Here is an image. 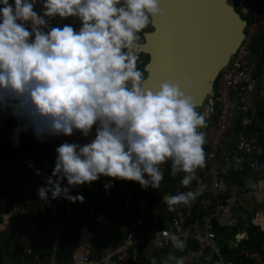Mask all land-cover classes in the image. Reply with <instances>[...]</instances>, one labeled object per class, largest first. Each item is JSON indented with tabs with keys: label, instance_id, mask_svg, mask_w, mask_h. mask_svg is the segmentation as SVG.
<instances>
[{
	"label": "clouds",
	"instance_id": "clouds-1",
	"mask_svg": "<svg viewBox=\"0 0 264 264\" xmlns=\"http://www.w3.org/2000/svg\"><path fill=\"white\" fill-rule=\"evenodd\" d=\"M160 5L161 0H0V119L17 121L14 146L29 131L38 142L77 132L90 138L56 147L51 176L37 189L40 200L82 202L71 191L101 177L111 178L105 189L120 180L159 190L168 163L171 176H181L188 189L163 195L169 212L202 195V186L191 185L206 166L204 129L212 102L204 107L201 86L188 75L159 80L138 67L145 30L166 15ZM164 236L176 251L185 250L186 240ZM147 261L156 264V257L148 254ZM163 264L186 261L169 254Z\"/></svg>",
	"mask_w": 264,
	"mask_h": 264
},
{
	"label": "built area",
	"instance_id": "built-area-1",
	"mask_svg": "<svg viewBox=\"0 0 264 264\" xmlns=\"http://www.w3.org/2000/svg\"><path fill=\"white\" fill-rule=\"evenodd\" d=\"M234 1L241 17H245V40L215 83L212 107L214 109L215 104L219 106V115L215 121L211 122L210 117L208 119V126L204 129L207 139L206 166L198 170L197 179L191 185L193 189L202 186L203 193L190 205H180L173 212L162 213L159 220L152 217L155 225L156 222H168L167 228L156 225L157 228L153 230L154 223L148 227L149 203L156 191L151 188L145 190L144 198L137 199L135 214L130 211L121 214L119 221L124 226L114 224L108 218L109 210H105L103 198L97 193L98 186L94 195L84 198L82 202L51 198L40 200L37 189L51 176L56 147L65 141L83 144L90 138H84L77 132L69 137L38 142L29 131L22 133L19 146H14L11 138L17 121L10 116L0 119V164L3 158L14 156L24 171L28 192L37 199L35 208L16 205L12 213L8 212L6 208L10 204L3 199L7 188L0 171V210L8 216V219L0 216V230L5 229L4 223H8L14 215L22 232L18 264H61L59 255L65 236L61 214L74 219L76 212L83 217H94L96 224L103 228V233H81L78 230L79 245L74 249L69 264H143L148 254L156 257V264H163L169 254L183 256L186 264H264L263 245L252 247V238L248 233H234L231 240L219 235L225 229L236 231L240 227L235 217V207L240 199L237 195L229 194L227 178L246 170L260 175L257 160L264 155V137L261 143L260 133L249 135L245 130L240 131L235 147H228L229 137L238 122L251 127L260 114V102L264 101V0ZM143 39L144 35L141 43ZM170 168V163L162 165L164 180ZM37 170L42 175L38 176ZM106 179L101 177L94 184L102 185ZM187 190L179 181L169 187L166 194L175 195ZM82 192L83 186H78L71 191V195H81ZM258 207H264V188L253 193L245 213L252 214ZM44 225L49 237L47 247L37 240L39 227ZM250 225L264 237V214H259ZM165 232L175 233L186 240L185 250L176 251L165 238ZM240 237L244 239L239 241ZM104 238L107 244L98 249L97 241Z\"/></svg>",
	"mask_w": 264,
	"mask_h": 264
},
{
	"label": "water",
	"instance_id": "water-1",
	"mask_svg": "<svg viewBox=\"0 0 264 264\" xmlns=\"http://www.w3.org/2000/svg\"><path fill=\"white\" fill-rule=\"evenodd\" d=\"M160 6L166 15L152 21L139 51L148 56L146 76L172 81L190 76L201 86L205 106L245 40L246 22L234 0H161Z\"/></svg>",
	"mask_w": 264,
	"mask_h": 264
},
{
	"label": "crops",
	"instance_id": "crops-1",
	"mask_svg": "<svg viewBox=\"0 0 264 264\" xmlns=\"http://www.w3.org/2000/svg\"><path fill=\"white\" fill-rule=\"evenodd\" d=\"M208 106V105H207ZM206 106V107H207ZM215 109H213V115L210 116V121L212 122L213 120H217V117L219 115V106L215 104ZM247 131L249 135L257 134L260 133V142L262 143L263 137H264V120H260V115H258L257 119L254 121V124L251 127H245L241 122H238L236 125V128L234 132L232 133L231 137H229L228 140V147L233 149L235 145L238 142V133L240 131ZM205 152H206V147ZM264 157V155L262 156ZM261 157V158H262ZM259 160V159H258ZM257 160V161H258ZM260 169L261 173L260 175H257L253 173L250 170H246L243 173H235L228 177V191L229 194L231 195H237L239 196L240 202L239 205H241L240 214L244 215L247 205L251 203L252 198H253V193L257 189H262L264 188V162L260 160ZM0 171H1V177L2 181L5 184L7 188V194L3 197L6 198L8 196V199L5 200L6 203L10 204L8 208V212L12 213L13 212V207L16 205H21V206H28L31 208H35L37 199L31 195V193L28 192L26 184H25V178H24V171L21 168L19 161L14 157V156H8L3 158L1 160L0 164ZM182 175V174H181ZM181 179V176H176L172 177L171 176V169H170V176L168 175L167 178L161 183V187L159 190H156L157 193H161L164 191V189H169V187L174 186L177 182H179ZM111 180V178H108V180L102 185L95 184V187L98 186V195L103 198L104 196V191L107 189L104 188V185L108 183ZM116 182H120L119 180H115L113 182V187L112 192L110 197H113L115 192V185ZM126 183V188L122 187V191L119 190V194L122 196V208L120 213H125L126 211H129V205L130 202H125L124 200V195H127L128 188H131L132 183L130 181H124ZM130 183V184H129ZM136 187L133 188L132 193L135 194L134 197L135 199H140L145 197V189H142L143 192L139 187H141L139 184L135 185ZM102 187V188H101ZM111 190V191H112ZM110 191V192H111ZM140 193V194H139ZM118 194V193H117ZM141 194H144V197H141ZM166 194V193H165ZM93 195V194H92ZM91 197V196H90ZM89 197V198H90ZM111 199V198H110ZM134 199H132V205L134 203ZM128 203V204H127ZM264 208V207H263ZM113 208L109 207L107 210H109L107 213L108 218L113 221L114 224L119 223V226H124L125 224L119 221L122 218V215L116 214L112 215L113 213ZM0 216H5V211H0ZM7 216V215H6ZM8 219V216L6 217ZM93 219L94 225L89 223V220ZM77 223V230H80L81 233H88L91 232L92 234L96 233H103V228L100 227L99 225L96 224L95 218L94 217H83L81 219H75ZM5 224V229L2 233H0V264H18L19 262V253H20V245H19V239L22 235L21 229L18 226V222L14 215L12 216L11 220L8 221V223ZM47 226H41L39 227L38 234H37V240L40 242V245L47 247L49 246V237H48V231L46 230ZM63 228V227H62ZM250 226H241L238 229V232L242 233H248L250 235ZM64 231V228H63ZM117 231V230H116ZM237 232V233H238ZM64 239L66 237L65 231H64ZM251 237V235H250ZM79 238V237H78ZM252 240L251 242H254L256 247L260 244L263 245L264 247V237L257 235L256 237H251ZM63 239V240H64ZM97 245H106L107 242L104 239H101L97 241ZM76 245H79V242H76Z\"/></svg>",
	"mask_w": 264,
	"mask_h": 264
},
{
	"label": "trees",
	"instance_id": "trees-1",
	"mask_svg": "<svg viewBox=\"0 0 264 264\" xmlns=\"http://www.w3.org/2000/svg\"><path fill=\"white\" fill-rule=\"evenodd\" d=\"M152 30H153V28L150 25L148 28V32H150ZM143 42H144V39H143ZM147 63H148V56L144 60H139V63H138V67L145 73V75H146V72L144 69H145V66ZM208 104L209 103H207L206 106ZM214 109H215V107H214ZM259 115H260V120H264V101L260 102V114ZM260 160H262L264 162V157L260 158L257 161L258 164L262 163V162H260ZM168 175L170 176V170L168 172ZM227 180H228V178H227ZM126 183L127 182H124V181H120L118 183L116 182V185L114 187L115 192L117 193L119 190L122 191V187L126 188ZM135 185H138V183L133 182L131 185L132 187L128 188L127 195H124L125 202H128V203L130 202V205H129L130 210L129 211L131 213H134V214L136 213L137 199H135L136 198V197H134L135 194H133L132 191H133V188L136 187ZM112 187H111V189L108 188V191L106 193H103L104 194L103 201L105 204V210H107L110 207L109 205L111 204L109 202V200L111 198L110 196H111L112 192H114V190H112ZM139 188L143 192L142 188L141 187H139ZM166 191H167V189H164V191L161 193H159V192L157 193V191H155L151 200H150L149 209H148V216L146 218V222L148 224V227L150 226L149 224H151V226H153V223H154L153 230H155L157 228V226L155 225V221L153 220L152 217L155 216L156 219H158V218L160 219V216L162 213L167 214L169 212L167 210V207L165 205H163V203H162V197H163V195H165ZM95 192H96L95 184L93 183L90 187L87 185L83 186V192L81 195L84 198H89L90 196L92 197ZM141 197H144V194H141ZM132 199H134L135 202L133 203V206L131 207ZM81 218H82V215L77 213V212L75 214L74 219L66 217L63 213L61 214V226L64 228V231L66 234L65 239L61 242L62 251L59 255V261L61 262V264H69L70 260L72 259V253H73L74 249L77 247L76 242L78 241V237H79V233L76 231L77 230L76 229L77 223H76L75 219H81ZM237 232H238V230H236V233ZM103 247H104V245H98V249H102Z\"/></svg>",
	"mask_w": 264,
	"mask_h": 264
},
{
	"label": "rangeland",
	"instance_id": "rangeland-1",
	"mask_svg": "<svg viewBox=\"0 0 264 264\" xmlns=\"http://www.w3.org/2000/svg\"><path fill=\"white\" fill-rule=\"evenodd\" d=\"M242 19H243V21H245V17L244 16H242ZM145 58H147L146 55H141L139 57V60H144ZM106 180H108V177H107ZM110 189H111V187H110ZM107 191H108V189L106 191H104V193H106ZM117 193H115L114 196L111 197V199L109 200V202L111 203L109 206L113 208L112 209L113 210L112 215H116V214H119L120 212H122L121 211V208H122V205H123L122 196H121V194H119V192H117ZM6 198L8 199V196H6ZM6 198L3 197L4 200H7ZM240 208H241V205H239V204L236 205V207H235V217L238 220V222L240 223V227L241 226H250V228H251V225H250L251 222L253 220H255L259 216V214H264V208L258 207L256 211L252 212V214H249V213L246 212V213H244V215H241L240 214V210H239ZM13 210H14V207H13ZM121 214L122 213H120V215ZM4 217H7L6 216V212H5V216ZM89 223L94 225L93 219H90ZM156 225L158 226V228H167L169 226V223L168 222H163L161 224L160 222H156ZM3 231H4V229L0 230V233H2ZM234 233H236V231L233 230V229H225L223 231H220L219 235L221 237L228 238V239L231 240L232 239L231 237L234 235ZM250 235H251V237L254 238V237H256L259 234L257 233V230L254 229V230H250ZM242 239H243V237L240 238V240H242ZM251 245H252V247H256L254 242H251ZM142 262H143V264L148 263L146 258H144Z\"/></svg>",
	"mask_w": 264,
	"mask_h": 264
},
{
	"label": "bare ground",
	"instance_id": "bare-ground-1",
	"mask_svg": "<svg viewBox=\"0 0 264 264\" xmlns=\"http://www.w3.org/2000/svg\"><path fill=\"white\" fill-rule=\"evenodd\" d=\"M241 238V237H240ZM240 238H239V241H242L243 239H244V237H243V239L242 240H240Z\"/></svg>",
	"mask_w": 264,
	"mask_h": 264
}]
</instances>
